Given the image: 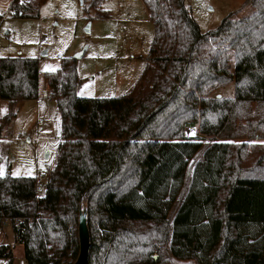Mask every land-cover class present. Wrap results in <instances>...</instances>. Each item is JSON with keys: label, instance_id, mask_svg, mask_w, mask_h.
<instances>
[{"label": "trees", "instance_id": "16d2710c", "mask_svg": "<svg viewBox=\"0 0 264 264\" xmlns=\"http://www.w3.org/2000/svg\"><path fill=\"white\" fill-rule=\"evenodd\" d=\"M44 1L13 0L10 11L34 18ZM102 1L85 14L108 18ZM140 1L154 36L128 95L80 98L71 58L45 73L60 119L56 161L42 195L38 177L0 176V233L10 225L25 264H73L85 203L88 264H264V143L247 146L264 142V0L205 34L184 0ZM38 83L37 59H0V141ZM229 84L232 97L218 98ZM241 119L247 134L235 127ZM194 127L198 138H186ZM2 259L12 263L10 246L0 244Z\"/></svg>", "mask_w": 264, "mask_h": 264}, {"label": "rangeland", "instance_id": "374dc122", "mask_svg": "<svg viewBox=\"0 0 264 264\" xmlns=\"http://www.w3.org/2000/svg\"><path fill=\"white\" fill-rule=\"evenodd\" d=\"M32 1L20 0L36 7L37 3ZM12 2L0 0V59H37L39 83L37 100L18 105L13 121L3 134L0 172L7 171L6 174L12 177H38V183L43 185L47 170L56 161L60 136L58 114L49 97L45 79V73L60 68V61L55 60V56L60 54L64 59L74 60L81 80L80 98L121 97L128 95L145 67L154 29L140 0H103L99 9L108 14L106 19L96 18L94 10L85 14L90 0H45L36 8L34 18H14L10 11ZM184 3L202 34L215 30L227 17L240 19L252 11L249 0H184ZM84 48L83 56L75 59L74 56ZM217 93L218 98H230L234 93L233 85L220 88ZM254 111L255 106L251 105L249 116L252 117ZM7 113L8 104L0 101V117ZM253 120L257 122V116ZM246 124L241 119L235 127H240L241 132L247 134L249 126ZM185 136L188 139L198 138L197 129H186ZM209 143L203 141L204 145ZM252 143L264 142L253 140L247 145L248 152ZM192 164L187 172L184 192ZM81 205L84 207L85 203ZM0 244L15 248L14 258H23L22 247L14 243L8 224L2 228ZM169 264L195 263L171 260Z\"/></svg>", "mask_w": 264, "mask_h": 264}, {"label": "water", "instance_id": "95a60500", "mask_svg": "<svg viewBox=\"0 0 264 264\" xmlns=\"http://www.w3.org/2000/svg\"><path fill=\"white\" fill-rule=\"evenodd\" d=\"M86 31H89V24ZM86 48H84L80 53L74 56L75 59H80ZM45 55V53L43 54ZM77 236H78V255L73 264H88V256L90 249V234L87 225V212L86 207L80 205L78 214V226H77ZM156 256H154V259Z\"/></svg>", "mask_w": 264, "mask_h": 264}, {"label": "built area", "instance_id": "2783aa9c", "mask_svg": "<svg viewBox=\"0 0 264 264\" xmlns=\"http://www.w3.org/2000/svg\"><path fill=\"white\" fill-rule=\"evenodd\" d=\"M63 58L64 57L60 54H57L55 56V60H57V61H61ZM47 178H48V173H46V180H47ZM42 190H43V185H41L40 183H37L36 191L38 193H40V192H42ZM47 249H50V247L48 246ZM8 263H9V261H7V260H4V259L0 260V264H8ZM11 264H25V261L23 258H20V259L12 260ZM62 264H72V261L71 260H63Z\"/></svg>", "mask_w": 264, "mask_h": 264}, {"label": "crops", "instance_id": "0c3cea01", "mask_svg": "<svg viewBox=\"0 0 264 264\" xmlns=\"http://www.w3.org/2000/svg\"><path fill=\"white\" fill-rule=\"evenodd\" d=\"M47 96H45V98H46ZM51 99V98H50ZM37 100V99H36ZM52 100V99H51ZM53 101V100H52ZM6 103V102H5ZM24 103V102H23ZM23 103H20L19 104V106H21ZM18 107V106H17ZM57 111V110H56ZM58 114V113H57ZM58 118H59V116H58ZM59 123H60V119H59ZM1 142H3V140H1L0 141V146H1ZM59 142H60V136H59ZM59 144V143H58ZM1 157V156H0ZM1 162H2V158H1ZM0 162V163H1ZM8 169V168H7ZM6 172L7 171H5V172H0V176H3V175H6ZM12 249V254H13V260H16V257L14 258V249L15 248H11ZM18 259V258H17Z\"/></svg>", "mask_w": 264, "mask_h": 264}]
</instances>
